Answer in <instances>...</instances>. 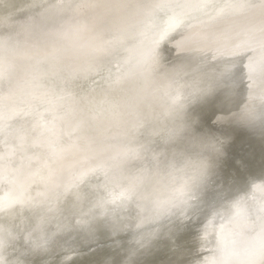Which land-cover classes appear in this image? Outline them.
Returning <instances> with one entry per match:
<instances>
[{"label":"bare ground","instance_id":"obj_1","mask_svg":"<svg viewBox=\"0 0 264 264\" xmlns=\"http://www.w3.org/2000/svg\"><path fill=\"white\" fill-rule=\"evenodd\" d=\"M25 1L26 0H0V26L3 24L5 28L4 31L2 28H0V31H3V33H0V38H2L4 34L7 35L0 40V60L2 58L9 59L4 61L9 63L11 67L8 72L12 70V75L15 76L18 74V69L13 70V67L17 65L21 67L19 72L23 71V74H25L24 72L26 71L27 65H22L29 63L26 62L27 58L25 59V57L31 56L32 52H37L39 49H42L43 53H39L37 55L38 59L39 57L45 59L46 57L48 58V55L58 54V49L54 46L51 47V44L49 43L54 40H49L48 37L53 34L57 35L56 33H58V28H55L57 27V21L63 15L62 8L58 9V7L62 5L61 1L33 0L32 3L28 2L29 0L26 2ZM128 1L129 4H133V2L130 3V0ZM138 1V3H140L141 0ZM144 1L145 0H143V2ZM163 1L165 2L162 3L159 0L157 1L156 11L150 15L151 17L149 23L151 22V26L147 27L145 34H143V36L140 38V46H136V48H138L133 52L131 51V61H128L126 66L128 67L134 65L136 69H141L143 66L152 62L154 66H156L151 74L152 80L154 81L155 86H157L158 94L164 96L163 98L165 99L166 97L172 96L174 92L173 89L172 94H170L167 90H170L176 86L177 88L178 86H181L182 89L186 88L189 90L198 85V88H201V95L203 97L199 95L198 100H196V103H194L193 107L189 109V112L181 116L179 119H177V117L173 119L174 128L172 130V141L166 145L156 143L158 141H155L154 138L151 137V135L158 133L161 128H164V126L161 125L162 127L157 132H152V129L156 128L158 125L156 117L154 115L148 116L145 113L144 115L139 114L142 119H144V126L142 134L140 136L137 134L136 136L134 147L136 148V155L142 157L143 161L137 165H135V157H131L125 152V143L129 135L126 128V120L125 122L122 121L119 123L117 120L116 122L118 123L101 125V120L97 119L96 121V119L88 118L84 124L87 125L88 129H84V125L82 124L83 122H80L78 125L83 126H80L79 129L81 128L80 131H84L86 137L75 141V136L71 134L70 138L74 140H71V145H75L77 150L69 151L68 154L67 151L66 153H63L64 159L61 161L62 165L60 170L55 172L56 174L53 175L54 177L49 181L48 184L43 182H40L39 184L40 180L35 177L39 176V174L41 176L43 174L42 172L39 171L40 173L37 172L36 175L34 174L33 178L27 179L29 176L32 177L29 172L30 170L28 169L29 171L27 170V172L23 171L24 168L29 166L27 159H30L31 157L30 155V157H26L27 153L25 155L24 152L29 149L30 146H33L35 143H37L31 138H34V135H36L37 132L40 133L43 128L47 126H53L54 129H58V127H61V124H64L65 122L66 124H64V126H67V124L70 126L69 122L65 121L67 120L66 115L63 117L61 114L63 112V114L65 113L69 115L75 111V109L71 101H69L71 103L66 105L61 104L59 107H56V104L51 101H45L47 98H51V96L53 97V95L58 97L62 96L59 85L57 84L58 82L55 83L51 79H48L49 77L47 75H44L45 77L43 80L39 78L41 81L36 79L37 76L34 77L35 79L32 78L33 80H30V83L28 84H34L33 86L30 85L31 87L28 86V96L30 98L28 105H31L32 102L33 106L31 105L29 108L23 106L24 110L23 108L21 109L22 111L19 109L17 114H15V116L10 115L11 117L9 114H6V112H8L7 110L9 109L5 108L6 112L2 111L6 114H4L5 117L9 116L7 119H12L10 122L16 123L19 120L18 124L16 123L11 130H9L8 127L6 129L4 126L7 124L10 125L11 123H8L9 120L6 118H1L2 114L0 112L1 121H7V124L4 126L2 124L3 128H5L6 131H12L11 133L8 132L9 135H11L10 137L8 136V144H4V149H0V176H6L8 172H16L18 175H22V172H24L23 175L25 180L22 181L20 188L23 189V191H26V196L19 198L18 201H16V191L10 192L8 195L9 203L6 207L5 215L8 216V214H13V211L16 210L19 205L27 208L28 210V212H24L25 215L20 221L18 228L20 233L15 234L12 237H10V232L5 226V223H0V264H7V262H10V264H43L45 263L46 259H49L51 264H67V262L69 263V260L73 259V257L77 256L78 254L80 255L78 256L79 260H82L88 264H93L90 258V251L94 249L92 247L96 245L94 244L96 242L95 240H101V237L99 236L107 237L111 241L110 243L109 240L108 242H105L104 240V243H102L103 241H99V244L100 242L101 245L105 244V247L103 248L108 246L106 243L111 245L108 246L106 250L103 249L104 251L98 249L100 246L96 247V251H102V258L106 256L107 259L105 260L104 258V260L107 264H168L172 257L171 254H173L168 250L172 251L174 249L176 250L174 252L175 261L180 262V258L183 260L187 258L188 254L187 249H185V245L187 244L190 246L191 240H195L196 244H199V246H197L195 249H192V254L196 250L200 252V245L202 247L208 243L205 242V238H209L210 234L207 236H205V234L204 239L200 237V240H197L192 235V232H188L191 231L190 227L193 224H188L184 220L179 221L177 219V217L179 218V214L182 212V210L174 211L168 215H158L143 211L140 201L132 195L126 182V178L141 169L147 163L148 159L157 154L162 148L176 146L177 143L180 145H189L191 148L189 154L191 156H194L193 154L196 152H200L198 153V156L194 157H202L201 154L205 155L204 151L210 154V152L213 150L211 145L214 143V138L212 136L216 134L215 131L213 132V129H220V131H228L230 129L233 131V133H229L227 139H225V142L226 144H230L231 142L229 141H232L235 146L232 145L231 150L228 149L227 145L223 146L222 148L221 145L217 146L219 151L212 155V160L214 162L213 164L215 165L216 161L218 164L220 163V167H218V170L216 169L217 171H215L213 165L212 169L214 171H211V174L209 173L210 175L207 177L214 181L209 183V186H207L208 188H204V194H202V190L199 191L198 195H204V198H201V200L197 201V204L200 208H197V206L193 207L192 214L190 212L188 214L184 212L185 210H183V213L186 215L185 217L191 218L193 217L194 213L196 215L195 217H200L199 211H201V213H203V215H201L202 218L208 217L209 220L210 217L213 219V213H206V210H204V208H207L208 206V211L212 210L210 207H213V211H215L216 214L221 212L222 214L220 216L222 217L224 216V213L228 211L236 210L239 212L240 215L238 220H233L232 222H227L228 219L221 220V230L219 234L221 233L220 241L222 242V245L224 244V239L226 238L225 233L227 229L240 228L243 230L246 226V229L248 228V230H250L253 228V224H251L249 221L255 219L256 224H258L260 221V216L264 213V200H262L260 203H256L254 199H250L249 203H247L241 202L239 199L241 195L246 192V190L251 189V186L256 183V180H253V178L264 173V165H262L263 170L259 171L257 174H248V169L246 168L248 162L242 163L240 165L238 164L241 166L242 170L240 173L238 172L239 168L235 169L236 167L233 168L232 166H229V160H231V155H234V153L231 152L233 149H235L233 147L238 148L240 145L249 140L251 135H257L256 138L261 136L262 139L264 137V64H259L257 61L262 55L264 56V31L262 32L264 29V0H216V2L219 4L227 2V5L230 7L233 19L228 26L222 28V30L217 33H201L199 32L198 26L195 22V20L198 19L200 13L208 8L209 0ZM124 2L126 1L124 0ZM143 2L141 1V3ZM146 2L147 1H145V3ZM119 3L121 4V2ZM239 3H244L246 8V16L236 15L235 11L240 7L238 6ZM123 6L126 8L123 12L125 13L128 10L130 13L129 6ZM52 8L60 11L59 13L61 14L57 13L54 18H51L52 14L45 16V18L40 17L41 19L38 17V23L35 21L36 16H39L40 14L47 12ZM132 8L133 10H131L134 11V7ZM119 9L121 8L117 4L115 5V9H110V23L107 26V32L124 29V25H119L120 23L117 20V17L119 16V13L117 12H119ZM176 12L179 13L182 18L186 16L187 19L185 26H180L177 31L174 32L173 39L175 50L173 51L172 58L167 63H162L157 58V51L155 52V55L153 54L152 56L147 57L145 54L146 50L153 48L156 45V41L159 36L162 35V33H160L157 29L160 18L159 16L162 13L172 14ZM31 14L33 16V20L35 19V22L33 24L32 19H26V17L24 18L25 20H29L27 21L29 23L27 26H30L28 28L30 31L26 32L25 35H33L35 39L38 36V42L34 43V40L30 41L32 46L31 49L20 51L16 48L18 41H16V38L13 34V27L11 26L15 25V20H21L24 16L29 17ZM112 17L114 18L112 19ZM4 20H7V22H4ZM30 20H32L31 24ZM21 22L24 21L21 20ZM247 22H249V25L245 26L244 24ZM24 26H22V28H25ZM44 39H48L46 43ZM123 39H125V36L120 38L115 37L114 39L109 40V43H112L114 49H109L110 54L103 56L104 60L111 59L116 56V54H119V51L117 52L116 48L119 44L115 45V43H120ZM145 42H148V44ZM236 43L239 44L234 45ZM140 52L144 55L142 60L138 62L137 58L139 57ZM7 54H9V56H4ZM209 54L210 56H219L222 54L225 59L229 58L231 63L227 67L222 68V62L219 60L220 62H216L213 65V70L216 72L215 78H213L211 82H202L196 75L197 60L198 57H201L202 64H205L207 61H209L207 57ZM11 56H14V59H12ZM34 58L35 59L31 57L27 59V61H36L37 63V58ZM52 58L54 57L52 56ZM39 60L42 62L40 66L43 65L45 61H41V59ZM56 62L59 63L60 61ZM46 64L47 61L45 62V65ZM5 65H2L1 62L2 70L4 69ZM34 65L36 67V64ZM58 66L59 65L57 64V67ZM35 67L30 66L29 69H35ZM99 71L89 77V79L94 78L96 74H99ZM26 75L28 76V73H26ZM59 75L60 73H58L57 76ZM62 78L64 77L61 76L60 79ZM173 78H175L177 81L175 85L170 84V81ZM0 79L5 80V78L2 76H0ZM23 79L21 76V78H19L14 84L16 85V88L20 94L25 91V89L22 88V85L25 87V84H21ZM89 79L83 82L85 83L84 86H91L88 82ZM1 80L0 86L4 87L5 85L1 84ZM63 83H67L65 78ZM71 83L70 85H72ZM66 85L68 86V84ZM133 85L134 82H132L127 88L122 86L117 87L115 93L121 90V94H123L128 91L127 89H131ZM67 86L63 87L67 89V91L69 90L68 88L71 87L70 90L72 91L73 87L70 86L66 88ZM63 87H60L62 91ZM65 89L63 92L66 91ZM73 91H75V89ZM93 91L94 93H92V95L96 94L95 92L98 90L96 89ZM79 92L81 93H79L80 99H83L84 96L86 97L84 94L85 92ZM64 94L67 95L69 93ZM31 96H35L33 100H31ZM73 97H75V95ZM79 97L77 98L79 100L78 102L82 103ZM95 98L96 97H92V99ZM41 100L43 101L42 107L40 105L42 104ZM12 101L13 100H11V102ZM40 101L41 103L39 104ZM76 103L77 102H75V104ZM1 104L3 105L4 103L1 101L0 107L2 106ZM78 105L80 104L78 103ZM7 107L9 108V106ZM111 110L107 112L108 116L113 115ZM169 111L172 112V109L170 108ZM196 113H200L199 119L195 115ZM210 114H217V119L215 118V120L210 123L211 126L208 128L209 124L202 123L206 122L207 117L209 119ZM14 117H19L20 119L18 118L15 120V122L13 120ZM54 120H58L57 122H60V124H58L60 126L56 125L57 123L55 124ZM118 126L122 128L120 132H117ZM30 127H34V133L29 130ZM196 127L202 131L199 133V135H197L196 131L194 130ZM0 129H2V127ZM248 131L251 132L247 134L246 132ZM236 132H243V134L239 138V134ZM114 133H116V135L112 137V140L111 136ZM188 133H190L192 136H189ZM19 138H21L22 141ZM104 139L106 140L105 143L108 144L105 145L104 143L101 146L102 148L98 147L99 145L94 144L95 141L98 140L103 143L102 141ZM59 140L60 139H56L54 141V146H57L56 142ZM17 149H19V151H17ZM21 152H23L24 155L20 156L19 154ZM44 153L45 150L42 152V154ZM40 155L41 154H38V156ZM242 156L243 155H240L239 159H241ZM49 158L50 157H47V159ZM254 159L255 158H253V160ZM87 161L92 165L89 167V170H91L96 164L101 163L103 165V169H105V178L103 179L105 180L102 179L103 182L100 180L98 183H95L96 181H86L87 177H85L82 184H77L74 187L67 186L70 179L76 178L75 176H78L77 173L83 172L84 175L88 174V167H82V170L79 169V171L73 170L77 168L76 166L79 163ZM244 161L245 160H241L240 163ZM47 164L50 166L48 162ZM47 164L44 163L43 165ZM49 168L50 167H46L47 170ZM234 169L235 171H233ZM42 170L43 169H41V171ZM215 172H219V175ZM211 177L213 179H211ZM107 180L115 182V185L111 186ZM215 180L218 182L220 181V185H216ZM20 183L21 182H19L18 186ZM117 184L118 187H116ZM258 184L259 185H257L256 188L264 191V182L261 181ZM38 185L41 186L39 190H45L42 192H37L34 187ZM216 186L220 188L217 189ZM58 193H65L68 195L66 198V195L63 194V196L65 195V201H63V204L58 205V207H61V205L63 206L61 209L60 207L58 209L56 203L54 204V199L57 201L59 197L57 195ZM63 196L60 197V200ZM207 199L208 201H206ZM219 199H223L224 201L222 204L216 205V201ZM1 202H3V199H1ZM58 202L60 203V201ZM206 202H209V204ZM200 203L202 205L204 204L203 209H201L202 205H200ZM34 216L37 220L36 225H38V230L33 231L32 228V230L29 231V229H27V225L31 222ZM112 225H118L119 230H113ZM179 225L181 230L184 231L174 235L173 233L176 231ZM215 225L216 223L214 224L212 221L207 223L210 233L213 231ZM49 228H52V230L48 231ZM68 230H70V232H68ZM79 230L84 231L85 237L83 236L82 238L77 235L79 237V239H77L78 237H76L75 234L77 231L79 233ZM186 231L187 234L189 233L187 236L185 235ZM29 232L32 233L31 236L28 235ZM80 234V236L83 235L82 233ZM202 234L203 231H201V235ZM185 236L187 237V240ZM256 237L258 238V234ZM107 238L105 239L107 240ZM68 239L70 240L71 245V240H75V242H77L75 243L77 245L74 244L77 246V248H74L75 250L78 249L77 252L73 253L75 250L73 252H71V249L68 250L69 248H72ZM37 240H39V243L42 246L39 248H33V245L37 242ZM188 240L190 241L187 242ZM47 241H51V245H49V242L47 244ZM98 241L96 243H98ZM65 242H69L68 249V245ZM221 242L217 243L216 246L214 244V246L216 248L220 247ZM236 242L239 243V241ZM64 243L67 246H65ZM5 244L6 248L8 246L7 249H4ZM33 249H37L36 251L39 256L43 257L38 258L39 256L36 252L32 253L30 251L31 254H37L34 255L36 256V258H34L39 259V261L34 259L35 263H31V258H33V256H30L29 260L31 261H29L28 258H25L27 255H24L25 253H28L29 250ZM29 255L30 254H28V256ZM247 255L250 257L256 255V247L254 249H250Z\"/></svg>","mask_w":264,"mask_h":264},{"label":"rangeland","instance_id":"obj_2","mask_svg":"<svg viewBox=\"0 0 264 264\" xmlns=\"http://www.w3.org/2000/svg\"><path fill=\"white\" fill-rule=\"evenodd\" d=\"M32 1L33 0H29L28 2L32 3ZM125 1L126 2H124V0L123 1L119 0V2H121L122 5L120 3L117 4L121 8V9H119V12H117V13H119L117 20L120 23L119 25H121V24L124 25V27H123L124 29L114 30L112 32H107L106 37H105L109 41L110 39H114L115 37L120 38V37L125 36V39H123L120 43H115V45L119 44L118 47H116L117 52L119 51L118 52L119 54H116V56H114L111 59H107V60L106 59L104 60L102 57L98 62H96V64H94L96 66L92 65L85 74L77 77L71 83L72 85H70L69 83H66V84H68V86L66 84H64L65 83V82L63 83L64 78L60 79V77L61 76L64 77V75H62L60 73V75L57 76L58 73L55 72V67L57 68V64L59 65V63L62 62V53L58 48V44L56 43L57 39H55L57 37L58 33H56L57 35L53 34V35H50V37H48L49 40H54V41H51L49 43L51 44V47L54 46L58 49V54H51L54 58H52L51 55H48V58L45 56L46 57L45 59L42 57L41 58L39 57V59H41V61L42 60H44L45 62L47 61L46 65H45V62L43 61L44 64L40 66V64H42V62H40V60L37 58V55L39 53H43L42 49H39L37 52H32L31 56L25 57V59L26 58L29 59L31 57L33 59H35L34 57H36L38 60L36 63V61L31 62V61H27V59H26V62H29V63H25L24 65H22V66L27 65L26 71L24 72L25 74H23V71L19 72L20 71L19 69L21 67L19 65H17L15 67H13V70L18 69V74L16 76L12 75V70H10L8 72V70L11 69L9 63L5 62L6 60H9V59L2 58L0 60V76L5 78V80L0 79L1 84L5 85L4 87L0 86V102L2 101L4 103L3 105L1 104L2 106L0 107L2 119L3 118L7 119V118H9L10 115L15 116V114H17L19 109H20V111H22L21 109L23 108V106L26 108L31 107L32 102H31V105H28L29 100H30V98L28 96V93H29L28 86H30L31 84L30 85H28V84L30 83V80L35 79L34 77H36V76H37L36 79L39 81L43 80V78L45 77L44 75H47L49 77L48 79H51L55 83L58 82L57 84L59 85L60 93H62L61 94L62 96L58 97L56 95L55 96L53 95V97L51 96V98L49 97L45 101H51V102L55 103L56 107L61 106V104L66 105V104L72 102V104L74 105V106L73 105L72 106L75 109V111H73L69 115H67L65 113L63 114V112L61 114V115H63V117H65V115H66L67 120H65V121H68L70 126L68 124H67V126H64V124H66V122H65L64 124H61V127H63V128L58 127V129H54L53 126H47L45 128L42 127L43 129L40 131V133L37 132V134L34 135V138H31L33 141H36L37 143H35L33 146H30V148L24 152L25 155L27 153L26 157L29 155L31 156V157L29 156L30 159H27L29 166L26 167L27 166L26 165L25 166L26 168L23 169L24 172H27L28 169L30 170V171L29 170L28 171L30 172L32 177L29 176V177H27V179L33 178L34 174L36 175L37 172L40 171L43 174L41 176L39 174V176H37L35 178L40 180L39 184H40V182L48 184L49 181L54 177L53 175L56 174L55 172L60 170V168H61V165H62L61 161H62V159H64L63 153H66V151H67V154H68L69 151L77 150L75 145H71L72 144L71 140H73L70 138L71 134L75 136L74 137L75 141L86 137L84 131H80L81 128L79 129V127L83 126L86 123V120L88 118L96 119V121H97V119L101 120V122H100L101 125L113 124V123H118V122L120 123L122 121L125 122V120H126L127 121V124H126L127 127L126 128L128 129L129 126L133 125V124L136 125L139 129V136H140L143 132V126H144L143 120L144 119H142V117L139 114L144 115V113H145L148 116L154 115L156 117V121L158 122V125L156 126V128L151 127V128H154V129H152L153 130L152 132H157L162 127L161 125H163L164 129L167 130V133L161 134L159 136H157L156 134H153V135H151V137L154 138L155 141H158L156 143H159V144H165L166 145L169 142L171 143V141H172L171 140L172 130L174 128L173 119L176 117H177V119H179L181 116H183L184 114L189 112V109H191L193 107L194 103H196V100H198L199 95H201V88H198V85H196L193 89L191 88L189 90L186 88L182 89L181 86H178V88H177V86H176L170 90H167L170 94H172L173 89H174V92H173L172 96L166 97V99H165V98H163L164 96L158 94L157 86H155V83L152 80L151 74H152L154 68L156 67V66H154V64L152 62L143 66L141 69H136L134 67V65L128 66V67L126 66L127 62L131 61V56H130L131 51L133 52L134 50H136L140 46V44H141L140 38L143 36V34H145L147 27L151 26V24H150L151 22L149 23V20L151 17L150 15H152L154 13V11H156V6H157L158 0H145V1H147L146 3H145V1L143 2V0H141L143 3H141V1H140V3H138L139 2L138 0H130V3L133 2V4L131 3L133 6L131 4H129L128 0H125ZM159 1H161L162 3L165 2L163 0H159ZM134 4H135V6H134ZM167 4H169V3H167ZM123 5L129 6L130 13L128 10L125 13L123 12L126 9V8H124ZM163 5H166V4H163ZM238 6H240V7L236 9V11H235L236 15H240V16L245 15L246 8H245L244 3H239ZM132 7H134V11H132L133 10ZM61 8L63 9V5L58 7V9H61ZM113 9H115V6L113 7ZM59 12L60 11H57V10L52 8L51 10L44 12V13L40 14L39 16H36V17L34 16L36 19V20L35 19L34 20L38 23V21H39L38 17L39 18L40 17L45 18V16L50 15V14H52L51 18H54L56 16V14ZM157 13H158V10H157ZM59 14H61V13H59ZM30 16H31V18H30ZM25 17H26V19H32L33 20V18H32L33 16L31 14V15H29V17L24 16L21 19L24 22H21V20H15L14 21L15 25L11 26V27H13V32H14L13 34L16 38V41H18L16 48L20 51L21 50L25 51L27 49H31L32 46L30 44V41L34 40V43L38 42V36L35 39V37L33 35H27V34L25 35L26 32L30 31V29H28L30 26H27L29 24L27 21H29V20H25L24 19ZM159 17L160 18H159V24H158L157 29L159 30L160 33H162V35L159 36V38L157 39L156 45L153 48L146 50L145 54L147 55V57H150L153 54L155 55V52L157 51L156 55H157L158 60L161 61L162 63H167L172 58L173 51L175 50V46H174L175 44H174V39H173L174 32H176L180 26H182V27L185 26V22H186L187 18H186V16H184L182 18L181 15H179V13H177V12L172 13V14L162 13ZM113 18L114 17H112V19ZM7 20H4V22H7ZM32 20H30V24L32 23L31 22ZM34 20H33V24L35 22ZM232 20H233L232 19V13H231L230 7L227 5V2L219 4L216 2V0H209L208 8H206L205 10H203L200 13V15L198 16V19L195 20V22L198 26L199 32H201V33H203V32L217 33L220 30H222V28L228 26ZM19 23H21L22 25ZM24 24H25V26H24ZM19 25H21V26H19ZM244 25L245 26L249 25V22H247ZM15 26H17V27H15ZM22 26H24L26 29L22 28ZM0 28H2L3 31L5 30L3 24H2V26H0ZM55 29H57V27ZM3 31H0V33H3ZM263 31H264V29L262 30V32ZM6 36L7 35L4 34V36H2V38L6 37ZM2 38H0V40ZM48 39H44L45 43ZM136 39H139V40H136ZM145 43L148 44V42H145ZM237 44H239V43H236L234 45H237ZM136 46H138V47L136 48ZM111 48H113V45H112V43H109V49H111ZM143 55L144 54H141V52H140V55L137 58L138 62L142 60ZM4 56H9V54L4 55ZM207 57H208L209 61H207V63H205V64H202L201 57H198V60H197L196 75H197L198 79L201 80L202 82H205V81L211 82V80L213 78H215L216 72H214V70H213V65L216 62L221 61L222 62L221 63L222 68L227 67L231 63V60L229 58L225 59L222 54H220L219 56H217V55H211L210 56V54H209V55H207ZM11 58L14 59V56H11ZM51 58H52V60H51ZM199 58H200V60H199ZM56 61H60V62L58 63ZM257 61L259 64H264V56L262 55L260 57V59ZM1 62H2V65L6 64L5 65L6 67L4 66L3 70L1 69ZM33 63L36 64V67ZM37 64H39V65H37ZM30 66L35 67V69H29ZM245 67H246V65H245ZM98 71H99V74H96V76L94 78L89 79V77H91L93 74L97 73ZM26 73H28V76L26 75ZM34 74H36V75H34ZM18 75H19V77L17 78ZM24 75H26L27 77ZM21 76H22V79L24 78L21 81V84H25V87L22 85V88L25 89V91H23L20 94L18 92V89L16 88V85H14V84L19 78H21ZM54 77H55V79H54ZM87 79H89L88 82L91 85L90 87L84 86L85 83H83V82H85ZM132 82H134V85L131 87V89H127L128 91H126L125 93L121 94V90H119L118 92L115 93L117 87L122 86L124 88H127L128 86L131 85ZM176 83H177V81L175 80V78L171 79L170 84L175 85ZM33 85H31V86H33ZM69 85L72 86L73 88L76 86L74 88L75 91H73L74 89L72 88V91H73L72 92L70 90L71 87ZM61 86L62 87L67 86L66 88L70 87V88H68L70 91L69 90L67 91V89H65L63 87L62 88L63 91H64V89L66 90L65 92H63L60 88ZM6 88H8V89H6ZM29 89H32V88H29ZM79 89H81V90H79ZM96 89L98 91L95 92L96 94L92 95V93H94L93 90H96ZM79 91L85 92L84 93L86 95V97L84 96L85 101H84V98L80 99L79 96L81 93ZM86 92L88 94L90 92L91 93L88 95ZM64 93H69V94L71 93V94L70 95L67 94V95H69V96H67ZM74 95H75V97H73ZM63 96H64V98H63ZM91 96L96 97V98L92 99ZM34 97L35 96H33V97L31 96V98H32L31 100H33ZM69 97L71 98V100ZM78 97L82 103L78 102L79 101L77 99ZM11 100H13V101L11 102ZM41 101L39 102V104L41 103ZM69 101H71V102H69ZM88 101H92L93 103L88 104L87 103ZM75 102H77V103L75 104ZM78 103L80 105H78ZM84 103H87V104H84ZM40 105L42 107L43 101H42V104H40ZM44 105H45V103H44ZM7 106H9V108ZM5 108L9 109V110H7L8 112H6ZM170 108L172 109V112L169 111ZM23 110H24V108H23ZM109 110H111V112H113V115H110V116L107 115V112H109ZM2 111L6 112V114H9V116L5 117L4 116L5 113H3ZM14 112H16V113H14ZM198 114L196 113L195 115L199 119L200 113H198ZM1 118H0V128L2 127V129H0V134H1V136H0L1 137L0 138V149L1 148L4 149V147H3L4 144H8V141H7L8 136L9 137L11 136V135H9V133H11L12 131H9V130H11L16 123L18 124L19 120L17 122L15 120H17L19 117L13 118V120L16 123L10 122L12 120L11 118L7 119V120H9L8 123H11L10 125H8L7 121H5V120L4 121L2 120L4 122L3 123L1 121ZM215 118L217 119V114L216 115L210 114V116H209L210 120L207 117L208 120L206 119V122H203L202 124H209L208 125V128H209L211 126L210 123L213 122V120H215ZM117 120H118V122H116ZM57 121L58 120H54V123L55 124L57 123L56 125L60 124V122H57ZM80 122H83L82 123L83 125H78ZM2 124H3V126L5 124H7L4 127L6 129L8 127L9 130L6 131V129L3 128ZM97 124H98V122H97ZM11 125H13V126H11ZM9 126H10V128H9ZM17 126H19V125H17ZM58 126H60V125H58ZM83 128L88 129L87 125H84ZM121 129L122 128H120V126H118L117 132H120ZM2 130L4 133L2 132ZM29 130L32 131L33 133L35 132L34 127H30ZM194 130L196 131L197 135H199V133L202 132L198 129V127H196ZM214 131L216 134L212 136L214 138L213 142L216 143L219 140L220 143L217 146L221 145V148H222L223 146L227 145L228 149L231 150V147H232V145H234V143L232 141H229L231 143L226 144L225 139H227L229 133H233V131H231L230 129L228 131H222V130L220 131V129L219 130L213 129V132ZM150 132H151V130H150ZM203 132H205V131H203ZM249 132H251V131H248L246 133L248 134ZM236 133L239 134V136H238L239 138L243 134V132L242 133L236 132ZM193 134H194V132H193ZM115 135H116V133H114L111 136V138L114 137ZM188 135L192 136V135H190V133H188ZM136 136H137V134L136 135L129 134L128 138L126 140V143H125V152L129 156L135 157V165H137L143 161L142 157L136 155V148L134 147V143L136 142ZM256 136L257 135L253 134L250 136L249 140H247L245 143L240 145L238 148H236V147H233L235 149L232 148L233 151H231V152H233L234 155L233 154L231 155V160H229V162H230L229 166H232L233 168L236 167L235 169L239 168L238 172L241 173L242 170H241V166H239V165L242 163L248 162V164L246 165V168L248 169V174H257L259 171L263 170L262 165H264V137L262 139L261 136H258V138H256ZM5 137H6V140H5ZM198 137H200V136H198ZM21 138H19V139L22 141ZM239 138H237V139H239ZM56 139H60V140L56 142L57 146H54V144H55L54 141ZM112 140H113V138H112ZM102 142L103 143H101L98 140V141H95L94 144L99 145L98 147L102 148L101 146L106 142V140L104 139ZM106 144H108V143H105V145ZM10 146H12V145H10ZM43 149L45 150L44 154H42V152L44 151ZM236 149H237V151H236ZM17 151H19V149H17ZM204 152H205V155L208 154V155L212 156L216 151L212 150L210 152V154L206 153V151H204ZM24 153L21 152L19 155L20 156L24 155ZM198 153H200V152H196L193 155L198 156ZM38 154H41V155L38 156ZM239 154L243 155L241 159H239V156H240ZM203 155L201 154V156H203ZM235 156H237V157H235ZM47 157H50V158L47 159ZM253 158H255L256 160L255 159L253 160ZM239 160L240 161L245 160V161L240 163ZM214 161H215V159H214ZM38 162H41V163H38ZM47 162L50 164V166L47 164ZM44 163H46L47 165H43ZM213 165H214L215 171H217L218 167H220V163L218 164L217 161H216V165L215 164H213ZM91 166L92 165L88 161L82 162V163H79L76 166L77 168H75L73 170L79 171V169L82 170V167H88V170H89V167H91ZM46 167H50V168L47 170ZM41 169H43V170L41 171ZM235 169L233 171H235ZM214 170L212 169L211 171H214ZM211 171H210V174H211ZM24 172H22V173L24 174ZM218 173H216V174H218ZM23 174L18 175L16 172H8L7 173L8 176L6 175L7 177L6 176H0V191H1L0 192V197H1L0 198V223H5V226L7 227L8 231L10 232V237H12L15 234L20 233V231L18 230L20 221H21L22 217L25 215L24 212H28L27 208L19 205V207L13 211L14 212L13 214H8V216L5 215V210H6V207L8 206V203H9L8 202L9 201L8 195L10 194V192L16 191V198H17L16 201H18L19 198L26 196V193H25L26 191H23V189L20 188L22 185V181L25 180V177ZM77 174H78V176H75L76 178H72L69 180L67 186L74 187L77 184H80V183L82 184L85 177H87L86 181H90V182L96 181L95 183H98V181H100V180L102 181V179L105 178V176H104L105 175V169H103V165L100 163V164L94 165L92 167V169L88 171L87 175H84L83 172H79ZM229 174H231V173H229ZM102 176H104V177H102ZM211 179H213V178L211 177ZM103 180H105V179H103ZM13 181H14V183H13ZM107 181L109 184H111V186L115 185V182L109 181V180H107ZM212 181H214V180H210L209 178L206 179V182L201 189L202 192H203L204 188L209 186V183H211ZM19 182H21V183L18 186ZM219 182L217 180H215L216 185L219 184ZM255 182L256 183H254V185L251 186V189L246 190V192H244L241 195L239 201L249 203L250 199H254L256 203H260L262 200H264V191H261V190L256 188L257 185H259L258 183H260L261 181L257 179ZM2 186H5V187H2ZM40 187L41 186L38 185L34 188H35V190H37V192H42L45 190V189L39 190ZM116 187H118V184ZM212 187H214V186H212ZM216 187H217V189L220 188L218 186H216ZM9 188H10V190H9ZM105 189H107V188H105ZM204 193L205 192H203L202 194H204ZM63 194H65V193H63ZM63 194L58 193L57 195L59 197L57 196L58 197L57 201H56V199H54L56 201V202L54 201V204L56 203L57 207H58V205L63 204V201H65L64 196L66 195L65 196L66 198L68 196L67 194H65L63 196ZM202 194L198 195L197 199L192 202L194 205L191 204L190 207H188L187 209H184L185 210L184 212H186L188 214L190 212L192 214V208L193 207L197 206V208H200L197 204V201L201 200V198H204V195L202 196ZM60 195L63 196L61 200H60V197H61ZM63 198H64V200H63ZM1 199H3V202H1ZM58 201H60V203ZM206 201H208V199ZM223 201H224L223 199L217 200L216 205L222 204ZM57 202H58V204H57ZM206 203L209 204V202H206ZM200 205H202V204L200 203ZM59 207H58V209H59ZM62 207L63 206L61 205L60 209ZM208 207L204 208V204H203L201 209L204 208V210H206V213H213V215H212L213 219L210 217H209V220H208V217L202 218L201 215H203V213H201V211H199L200 217H195L196 215L194 213L193 217L187 218V217H185L186 215L183 213V210L179 214L180 215L179 218L177 217V219L179 221L184 220L188 224H193L190 227L191 231H188V232L189 233L192 232V235L197 240H200V237H202L204 239L205 236L210 234L209 238L208 237L205 238V242L206 243L208 242V243L203 245L202 247L200 245L201 251L199 252V259L204 258V257H208V256H212V255H217V256L229 255V254H231V255L246 254L247 255L250 249H254L256 247V242L258 240V238L256 236L259 233V227H258L259 222H258V224H256L255 219H253L252 221H249V222H251V224H253V228L250 230H248V228L246 229V226L244 228L245 230L244 229L241 230L240 228L239 229L238 228L227 229L226 233H225L226 238L224 239L225 241H224V244L222 245V242L220 241L221 233L219 234V232L221 230V225H220L221 220H227L228 219L227 222H232L233 220H238L240 213L237 212L236 210L228 211V212L224 213V216L222 217V216H220L222 214L221 212L220 213L218 212L216 214V212L213 211V207H210V209H212V210L208 211ZM195 210H196V208H195ZM183 214H184V216H183ZM261 218H264V213H263V215L260 216V219ZM194 219H195V221H194ZM245 219H246V217H245ZM211 221L214 224L216 223L217 226L215 225L213 228V231L210 233V231L207 227V223H209ZM36 223H37V220H36V217L34 216V218L31 220V222L27 225V229H29V231H31L33 226L36 225ZM212 226H213V224H212ZM51 230H52V228H49L48 231H51ZM181 231H184V230H181V227L179 225V227H177L176 231L173 234L176 235V234L180 233ZM201 231H203L202 235H201ZM68 232H70V230H68ZM80 233H82L83 235L80 236L81 235ZM189 233L187 234V231H186L185 235L187 236V235H189ZM65 234H66V232H65ZM77 235L79 237L83 238L84 231L81 230L79 233L77 231L75 236L78 237ZM79 237L77 239H79ZM99 237H101V240H99V241H101V242L103 241L102 243H104V240H105V242L106 241L108 242V240H109L107 237H104V236H103L104 238L102 236H99ZM105 238H107V240ZM69 239H71V238H69ZM186 240H187V237H186ZM190 240H188L187 242H189ZM71 241H72V245L74 247L71 245V242L69 240L70 245L73 248V250H72V248H69V242H65L68 246L65 245V243H64V245L67 246V249L69 248L68 250L71 249V252H73L75 250L74 248L75 247L77 248V246H75V245H77V244H75L77 242H75V240H71ZM95 241L97 242L98 239H96ZM99 241H98V243H96V242L94 243V244H96L95 246L93 244L94 247H92V248H94V249H92L90 251L91 261L93 264H107L105 261L107 258H106V256L104 257V252H103V257L105 258V260H104V258L101 257L102 256L101 252L104 251L103 249L106 250V248H108V246H111V245H109V243L111 241L109 240V243H106L108 245V246L106 245L107 246L106 248H103V247H105V244H102V245H104V246H102L101 242L99 244ZM236 241H239V243H237ZM48 242H49V245H51L50 244L51 241H47V244H48ZM219 242H221V245H220V247L216 248L215 246ZM214 244H215V246H214ZM98 246H100L101 249ZM197 246H199V244L198 243L196 244L195 240L190 241V246L186 244L185 249H187L188 255H187V258H185L184 260L180 258V260H181L180 262L175 261V257H174L175 253L174 252L176 250L175 249L172 251L168 250L169 252L173 253V254H171V256H172L171 259L168 258V259H170L169 263L170 264H188V262L190 261V258L192 257V256H190V255H192V251H193L192 249H195ZM96 247H98V249L102 250V251H99V252L96 251V249H97ZM7 248H8V246H7ZM7 248H6V244H5L4 249H7ZM36 250H34V249L29 250L28 253L24 254L27 256H28V254H30L28 257L25 256V258H28V260L30 259V256H33V258H31L32 261L29 260V261H31V263H35L34 262L35 260L39 261V259H35L36 256H34V255L38 254ZM30 251L32 253L36 252L37 254H31ZM77 251H78V249H76L73 253H75ZM38 256H39V254H38ZM78 256H80V255L78 254L77 256L73 257V259L69 260V263L67 262V264H88L86 262H83L82 260H79ZM41 257L42 256H39L38 258H41ZM19 258H21V257H19ZM46 258H48V257H46ZM46 261H47V263H46ZM46 261L43 264H51V261L49 259H46ZM48 261H50V262H48Z\"/></svg>","mask_w":264,"mask_h":264},{"label":"clouds","instance_id":"obj_3","mask_svg":"<svg viewBox=\"0 0 264 264\" xmlns=\"http://www.w3.org/2000/svg\"><path fill=\"white\" fill-rule=\"evenodd\" d=\"M119 0H61L63 15L57 21V44L62 62L55 69L71 83L85 74L103 56L110 54L105 38L110 23L109 11ZM92 104V101H88ZM129 134H139L136 125H130ZM161 128L157 136L166 134ZM189 145L168 146L150 157L126 182L143 211L168 215L184 210L197 199L212 170L211 155L193 157ZM256 255H212L198 260V264H264V218L258 224Z\"/></svg>","mask_w":264,"mask_h":264},{"label":"snow or ice","instance_id":"obj_4","mask_svg":"<svg viewBox=\"0 0 264 264\" xmlns=\"http://www.w3.org/2000/svg\"><path fill=\"white\" fill-rule=\"evenodd\" d=\"M220 143V141L218 140L216 143H213L211 145L212 149L216 152L219 151L217 145ZM260 180L262 182H264V173H262L260 176L258 177H254L253 180ZM113 230L118 231L119 230V226L118 225H112ZM38 230V225H34L33 226V231H37ZM31 232L28 233L29 236H31ZM42 245L39 243V240H37V242L33 245V248H39ZM198 260H199V252L198 250L194 251L192 254V259L188 262V264H198ZM7 264H10V262H7Z\"/></svg>","mask_w":264,"mask_h":264}]
</instances>
